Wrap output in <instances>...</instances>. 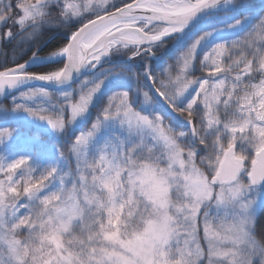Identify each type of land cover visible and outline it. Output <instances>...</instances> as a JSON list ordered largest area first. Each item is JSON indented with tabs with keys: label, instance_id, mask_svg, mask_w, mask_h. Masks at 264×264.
I'll use <instances>...</instances> for the list:
<instances>
[{
	"label": "snow or ice",
	"instance_id": "6c2138e0",
	"mask_svg": "<svg viewBox=\"0 0 264 264\" xmlns=\"http://www.w3.org/2000/svg\"><path fill=\"white\" fill-rule=\"evenodd\" d=\"M0 115V264H264V0H0Z\"/></svg>",
	"mask_w": 264,
	"mask_h": 264
},
{
	"label": "trees",
	"instance_id": "16d2710c",
	"mask_svg": "<svg viewBox=\"0 0 264 264\" xmlns=\"http://www.w3.org/2000/svg\"><path fill=\"white\" fill-rule=\"evenodd\" d=\"M64 31H66V30H64ZM57 42H59V43H64V42H66V38H64V37H56V39L53 41V43L55 44V43H57ZM5 106H7V105H5ZM4 121H3V117H2V115H0V123H3ZM6 126H9V127H12V126H14L10 121L8 122V124L6 125ZM32 132H35L36 130L35 129H33V130H31Z\"/></svg>",
	"mask_w": 264,
	"mask_h": 264
},
{
	"label": "rangeland",
	"instance_id": "374dc122",
	"mask_svg": "<svg viewBox=\"0 0 264 264\" xmlns=\"http://www.w3.org/2000/svg\"><path fill=\"white\" fill-rule=\"evenodd\" d=\"M73 163H74V161H73Z\"/></svg>",
	"mask_w": 264,
	"mask_h": 264
}]
</instances>
